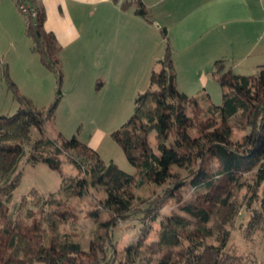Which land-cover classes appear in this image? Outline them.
<instances>
[{"label": "trees", "instance_id": "16d2710c", "mask_svg": "<svg viewBox=\"0 0 264 264\" xmlns=\"http://www.w3.org/2000/svg\"><path fill=\"white\" fill-rule=\"evenodd\" d=\"M35 1L38 16L26 19V34L43 66L57 78V99L38 108L19 93L2 64L20 107L14 115H0V264H122L117 233L133 230L138 238L124 249L130 264H245L230 240L244 210L251 215L245 237L264 230V65L256 74L240 75L225 60L216 61L212 78L223 92V104L216 106L208 93L188 97L179 90L168 46L148 89L136 98L134 114L112 134L137 169L129 174L113 161L106 164L76 136L53 137L47 131L63 98L62 47L46 30L45 9ZM112 1L151 21L143 0ZM33 129L40 132L34 142ZM25 159L58 171L61 192L45 195L33 189L13 203ZM64 162L77 176L64 175ZM150 186L161 189L150 197L138 195ZM92 189L105 197L89 214L96 228L83 249L75 232L61 229L78 221L71 200ZM169 203L173 209L163 215Z\"/></svg>", "mask_w": 264, "mask_h": 264}, {"label": "rangeland", "instance_id": "374dc122", "mask_svg": "<svg viewBox=\"0 0 264 264\" xmlns=\"http://www.w3.org/2000/svg\"><path fill=\"white\" fill-rule=\"evenodd\" d=\"M46 1L48 2V0ZM50 2L52 6L55 5L53 1ZM116 5L119 4L113 3L112 0L101 1L97 6L91 9L89 6L85 11L86 19H88L86 22L89 24L90 19L93 20L94 29L99 33L101 39H104L105 36V16L115 15L118 12L113 9L116 8ZM94 8H96L97 14L91 18V11ZM49 11L51 13L50 9ZM19 14L21 15V13ZM21 17L24 25L21 24L19 28L11 17L8 19L0 16V115H14L20 107L13 90L9 88L3 78L2 64L8 66L9 75L16 84L19 93L32 100L36 106H50L57 99V78L43 66L38 53L33 50V41L26 34L27 20L23 15ZM50 21L54 25L60 23L57 18L54 19L51 15ZM55 27L58 28V25ZM85 42L89 44L86 39ZM61 59L64 83L60 89L63 98L58 104L55 117L46 124L47 131L53 137L57 134H61L66 139L76 136L81 142L92 146L106 164L113 161L123 171L136 174L137 169L128 161L112 134L124 127L134 114L136 98L148 89L151 73L146 72L143 78H134L133 69H129L130 73L127 71L129 74L117 77L116 69L105 67L104 54L96 59L95 53L91 52L89 48L80 46L71 47L66 52H62ZM228 67L230 68V66ZM155 69H159L158 64ZM208 80L207 88L202 86V89L206 88L207 92L205 93L210 95L214 105L221 106L223 104L222 89L214 79ZM183 87L185 88V86ZM196 88L197 86H193L190 91H194ZM30 136L31 141L34 142L40 138V132L33 129ZM242 136L241 132L236 135L237 138ZM151 143L155 148V134L151 135ZM62 169L67 177L77 176L76 169L67 162H64ZM20 172L21 181L15 191L13 203L20 202L33 189L45 195L61 192L62 175L46 164L33 166L26 163L25 159L21 163ZM160 189V187L150 186L144 190H138V195L143 198L150 197ZM190 192L187 191L188 195H191ZM104 197L105 194L102 190L92 189L85 197L71 200L78 215V221L76 224L63 226L61 230L62 232H75L83 249H88V243L96 228V223L89 214L92 210L100 208L99 202ZM172 209L173 203L167 204L163 215L169 214ZM250 218V213L245 210L238 217L232 228L230 246L247 259L245 264H263L264 230L246 238L245 229ZM158 228L159 224L155 223L154 229ZM121 233H117L118 236H122L117 258L122 264H130L127 262L124 249L128 245L135 244L138 231ZM134 264H145V262L137 260Z\"/></svg>", "mask_w": 264, "mask_h": 264}, {"label": "crops", "instance_id": "0c3cea01", "mask_svg": "<svg viewBox=\"0 0 264 264\" xmlns=\"http://www.w3.org/2000/svg\"><path fill=\"white\" fill-rule=\"evenodd\" d=\"M40 1L46 12V30L54 33L62 52L80 46L89 48L96 59L104 54L105 67L116 69L117 77L133 69L134 78H143L164 57L168 46L177 86L188 97L207 92L216 61L225 60L240 75L256 74L264 65V0H143L150 22L119 4L113 8L118 11L115 15L105 16L104 39L92 19L86 22L85 11L109 0ZM19 13L13 0H0V16L11 17L20 28L24 22ZM96 14L94 8L91 18ZM50 15L59 20L58 28ZM193 86L197 88L190 91Z\"/></svg>", "mask_w": 264, "mask_h": 264}, {"label": "built area", "instance_id": "2783aa9c", "mask_svg": "<svg viewBox=\"0 0 264 264\" xmlns=\"http://www.w3.org/2000/svg\"><path fill=\"white\" fill-rule=\"evenodd\" d=\"M19 10V12L26 18H36L38 16V10L35 0H13Z\"/></svg>", "mask_w": 264, "mask_h": 264}]
</instances>
